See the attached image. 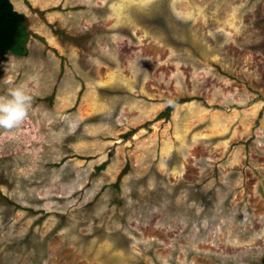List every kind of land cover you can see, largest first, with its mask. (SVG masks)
Segmentation results:
<instances>
[{
    "label": "rangeland",
    "instance_id": "374dc122",
    "mask_svg": "<svg viewBox=\"0 0 264 264\" xmlns=\"http://www.w3.org/2000/svg\"><path fill=\"white\" fill-rule=\"evenodd\" d=\"M0 264H264V0H11Z\"/></svg>",
    "mask_w": 264,
    "mask_h": 264
},
{
    "label": "clouds",
    "instance_id": "9594fccd",
    "mask_svg": "<svg viewBox=\"0 0 264 264\" xmlns=\"http://www.w3.org/2000/svg\"><path fill=\"white\" fill-rule=\"evenodd\" d=\"M32 97L22 86L9 89L7 96L0 97V128L13 129L26 118Z\"/></svg>",
    "mask_w": 264,
    "mask_h": 264
},
{
    "label": "trees",
    "instance_id": "16d2710c",
    "mask_svg": "<svg viewBox=\"0 0 264 264\" xmlns=\"http://www.w3.org/2000/svg\"><path fill=\"white\" fill-rule=\"evenodd\" d=\"M11 0H0V55H6L16 44L17 34L25 22Z\"/></svg>",
    "mask_w": 264,
    "mask_h": 264
}]
</instances>
